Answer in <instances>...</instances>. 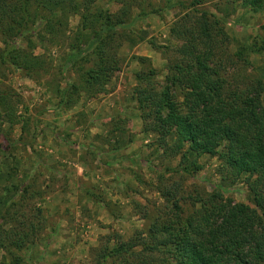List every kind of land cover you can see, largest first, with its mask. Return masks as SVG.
I'll return each instance as SVG.
<instances>
[{
    "label": "rangeland",
    "instance_id": "obj_1",
    "mask_svg": "<svg viewBox=\"0 0 264 264\" xmlns=\"http://www.w3.org/2000/svg\"><path fill=\"white\" fill-rule=\"evenodd\" d=\"M225 1L235 9L223 25L227 43L220 46V73L227 71L223 76L228 80L231 74L238 81L257 78L264 86V4L255 9L242 6V0H91V10L124 13L123 22L130 29L117 30L123 37L111 52L117 55L119 69L104 86L105 92L90 97L81 92L69 109L56 108L45 84L75 82L72 69L59 70L61 58L69 52L66 45L41 49L36 44L34 54L52 59L48 75L39 81L0 63V90L11 91L17 102L16 123L0 122V217L16 211L18 217L28 218L40 210L42 219L39 233L20 252L25 262L94 264L104 247L144 237L155 218L170 215L159 191L172 193L183 214L191 209L190 201L215 191L234 203L248 204L243 177H221L214 158L200 156L195 160L197 172L180 173L179 158L166 157L157 148L155 135L142 132L131 94L137 76L149 69L154 71L150 82L157 90L163 83L167 62L176 58L192 27L179 25L180 21L201 12L221 18L214 6ZM77 23L78 16L69 17L68 29L74 32ZM196 43L198 52L204 46ZM238 50L244 53L239 61ZM137 57L147 61L139 64ZM261 103L264 107V89ZM120 121L124 132L116 145L115 135L107 132ZM171 141L172 135L166 139ZM112 146L121 149L111 151Z\"/></svg>",
    "mask_w": 264,
    "mask_h": 264
},
{
    "label": "trees",
    "instance_id": "obj_2",
    "mask_svg": "<svg viewBox=\"0 0 264 264\" xmlns=\"http://www.w3.org/2000/svg\"><path fill=\"white\" fill-rule=\"evenodd\" d=\"M90 4L91 0H0L1 64L39 81L41 75H48L52 59L34 54L36 44L41 49L66 45L69 52L61 58L59 70L69 67L77 78L63 86L45 82L56 108L73 107L81 92L89 97L105 92L104 86L119 69L117 55L111 51L123 37L117 30L130 29L129 23L123 22L124 13L91 10ZM262 4L264 0H242L244 7L258 9ZM214 9L221 18L201 12L199 17L188 15L180 21L179 25L192 27L185 44L176 49V58L167 62L163 83L157 90L150 82L154 71L149 69L137 76L132 100L142 132L155 135L156 146L166 157L179 158L180 173L197 172L195 160L200 156L214 158L221 177H243L248 204L234 203L215 191L190 201L191 209L183 214L172 193L159 191L170 215L155 218L139 240L104 247L94 264H107L108 259L110 264H264V86L257 78L238 81L231 74L228 80L223 76L227 71L220 73V46L227 43L223 25L235 8L225 1ZM71 16H78L74 32L67 26ZM196 41L204 46L198 52ZM243 54L238 50V61ZM136 60L143 64L147 58ZM14 97L11 91L0 90V122L7 125L16 123ZM120 123L107 132L115 135L116 145L124 132ZM119 147L112 146L111 151ZM0 219V264H28L20 252L39 233L40 210L28 218L7 211Z\"/></svg>",
    "mask_w": 264,
    "mask_h": 264
}]
</instances>
